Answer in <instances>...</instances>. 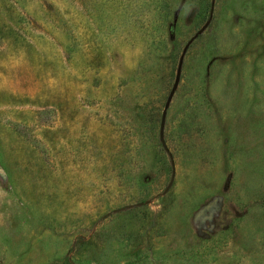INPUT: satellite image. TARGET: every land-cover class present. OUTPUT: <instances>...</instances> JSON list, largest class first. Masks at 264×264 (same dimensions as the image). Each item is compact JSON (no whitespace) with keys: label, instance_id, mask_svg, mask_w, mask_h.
<instances>
[{"label":"rangeland","instance_id":"1","mask_svg":"<svg viewBox=\"0 0 264 264\" xmlns=\"http://www.w3.org/2000/svg\"><path fill=\"white\" fill-rule=\"evenodd\" d=\"M209 1L0 0V264H264V0L187 46L161 193Z\"/></svg>","mask_w":264,"mask_h":264},{"label":"water","instance_id":"2","mask_svg":"<svg viewBox=\"0 0 264 264\" xmlns=\"http://www.w3.org/2000/svg\"><path fill=\"white\" fill-rule=\"evenodd\" d=\"M213 3L214 0H210L209 1V7H208V14L206 19L201 23V25L185 40V42L183 43L180 52L178 54L177 57V61H176V65H175V70H174V76L171 82V85L166 93V96L164 98L163 104H162V108L160 110V115H159V121H158V129H157V135H158V141L160 143V145L162 146L163 150L166 153V156L168 158V163L170 165V175H169V179L167 181V183L165 184V186L163 187L161 193L165 192L169 185L171 184V181L173 179V158L172 155L165 143L164 140V135H163V128H164V121H165V114H166V109L167 106L170 102V99L172 97V94L177 86L178 80H179V75H180V69H181V63H182V59H183V55L185 53V50L187 48V46L189 45V43L193 40V38H195L198 33H200L208 24L210 18H211V14H212V8H213ZM143 202H147V200L144 201H137V202H133V203H128L119 207H116L114 209H112V211H118V210H122L128 207H132V206H136L139 205Z\"/></svg>","mask_w":264,"mask_h":264},{"label":"trees","instance_id":"3","mask_svg":"<svg viewBox=\"0 0 264 264\" xmlns=\"http://www.w3.org/2000/svg\"><path fill=\"white\" fill-rule=\"evenodd\" d=\"M154 145L156 146V148H158V150L162 151L163 153H165V151L163 150L162 146L160 145L159 141H158V135L157 138H154ZM166 154V153H165ZM170 166V165H169Z\"/></svg>","mask_w":264,"mask_h":264}]
</instances>
